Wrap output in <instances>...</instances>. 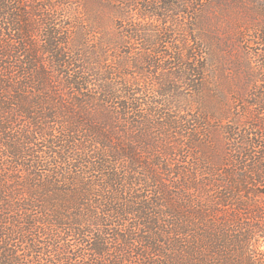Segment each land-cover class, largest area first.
I'll return each mask as SVG.
<instances>
[{
	"label": "trees",
	"instance_id": "1",
	"mask_svg": "<svg viewBox=\"0 0 264 264\" xmlns=\"http://www.w3.org/2000/svg\"><path fill=\"white\" fill-rule=\"evenodd\" d=\"M243 2L0 0V264H264Z\"/></svg>",
	"mask_w": 264,
	"mask_h": 264
},
{
	"label": "rangeland",
	"instance_id": "2",
	"mask_svg": "<svg viewBox=\"0 0 264 264\" xmlns=\"http://www.w3.org/2000/svg\"><path fill=\"white\" fill-rule=\"evenodd\" d=\"M233 17L236 20H242L244 22V26L246 27V33H245V42L242 44L243 48L245 50H248L252 54V62L253 66L257 67L258 69L264 66V56L262 55L264 53V46L260 43L261 41L258 40V36L256 33L257 29H260L261 26L264 25V0H244L241 7L237 8L236 10H233L226 19H229ZM215 49L218 50V47L215 46ZM238 53L240 55H243V49L241 47L235 46V51L232 50V55L234 53ZM234 65H229L228 67ZM232 70V69H230ZM257 76L260 77L261 80L264 79V71L260 70L257 73ZM263 82L261 83V85ZM260 85V86H261ZM258 87V85L256 84ZM259 90V88L257 89ZM235 108L238 110H243V101L240 100L238 103H236Z\"/></svg>",
	"mask_w": 264,
	"mask_h": 264
}]
</instances>
